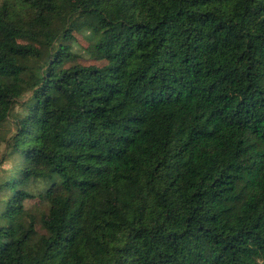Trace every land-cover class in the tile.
<instances>
[{"label":"trees","instance_id":"trees-1","mask_svg":"<svg viewBox=\"0 0 264 264\" xmlns=\"http://www.w3.org/2000/svg\"><path fill=\"white\" fill-rule=\"evenodd\" d=\"M4 127L0 264H264V0H0Z\"/></svg>","mask_w":264,"mask_h":264},{"label":"rangeland","instance_id":"rangeland-1","mask_svg":"<svg viewBox=\"0 0 264 264\" xmlns=\"http://www.w3.org/2000/svg\"><path fill=\"white\" fill-rule=\"evenodd\" d=\"M78 44L75 45L74 49L76 52H82V49L87 46V42L85 41L84 37L82 35H78ZM85 54V52H83ZM85 58H74L69 61L65 62V67L73 66L76 64H83V65H97L101 66L103 64L102 61H95L91 60L90 58H87V55H84ZM14 113H17L18 118H23V113L17 112L15 110ZM13 128L10 127H4L0 128V181L3 180L5 175H7L8 169L11 167L13 160L12 157L6 156V144L8 139L13 133ZM22 205V212L19 216L15 217L14 220L9 222L7 225L9 227H12L15 232L18 234L21 230H27L32 224L37 230L38 233L44 234L46 233L44 227L42 226L40 222V205L37 200H31L29 198H25L21 200Z\"/></svg>","mask_w":264,"mask_h":264}]
</instances>
